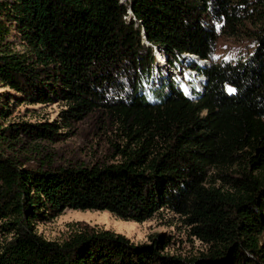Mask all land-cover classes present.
<instances>
[{"label":"trees","instance_id":"trees-1","mask_svg":"<svg viewBox=\"0 0 264 264\" xmlns=\"http://www.w3.org/2000/svg\"><path fill=\"white\" fill-rule=\"evenodd\" d=\"M220 35L252 47L217 62ZM0 87L8 144L60 140L97 108L117 122L106 164L0 150V264H264V0H0ZM56 100L59 119H9L20 101ZM67 209L135 222L168 211L204 249L181 255L164 233L136 243L85 220L62 240L37 232Z\"/></svg>","mask_w":264,"mask_h":264},{"label":"rangeland","instance_id":"rangeland-1","mask_svg":"<svg viewBox=\"0 0 264 264\" xmlns=\"http://www.w3.org/2000/svg\"><path fill=\"white\" fill-rule=\"evenodd\" d=\"M252 47L249 38L231 37L220 35L216 41L213 60L235 61L244 56ZM19 45L17 49H19ZM157 60L160 51L153 49ZM210 63V60H208ZM166 62V61H165ZM159 64V63H158ZM156 67L154 71L156 72ZM172 71L176 69L171 67ZM166 71V70H165ZM168 72V71H166ZM177 72V71H176ZM178 76H181L179 71ZM178 81L175 73H171ZM184 81L187 75H182ZM7 87H0V91H7ZM13 95L20 98V95ZM14 101H11L13 104ZM63 104L60 101L49 103H28L20 101L12 108L9 119L21 118L23 120L36 121L40 119H59L58 115ZM116 120L111 114L102 108L90 111L82 119L72 122L60 130L66 132L60 140L29 139L23 135L11 144L0 140V150L17 162H44L59 167L81 166L93 163L106 164L110 162L111 143L115 140L114 130ZM78 220H85L90 224H97L116 233L122 234L133 242H145L152 235L164 233L174 240L167 250L181 255H191L204 249L201 242L188 234L187 227L180 222L178 216L164 211L159 215L143 221L135 222L121 220L110 212L95 210H64L61 214L36 226L37 232L47 239L62 240L68 234L69 224Z\"/></svg>","mask_w":264,"mask_h":264},{"label":"bare ground","instance_id":"bare-ground-1","mask_svg":"<svg viewBox=\"0 0 264 264\" xmlns=\"http://www.w3.org/2000/svg\"><path fill=\"white\" fill-rule=\"evenodd\" d=\"M158 57L160 58V60H164L161 55L158 56ZM200 62H201V64H206V61H203V62L200 61ZM183 75H187V77H188L186 81H184V79L182 77V79H183V85H184L185 90L189 91L191 89V87H192L191 82H195V85H196L197 89L200 88V80L195 79L192 75H190L188 73V71L184 72ZM193 75H196V73L193 72Z\"/></svg>","mask_w":264,"mask_h":264},{"label":"water","instance_id":"water-1","mask_svg":"<svg viewBox=\"0 0 264 264\" xmlns=\"http://www.w3.org/2000/svg\"><path fill=\"white\" fill-rule=\"evenodd\" d=\"M131 11V10H130Z\"/></svg>","mask_w":264,"mask_h":264}]
</instances>
